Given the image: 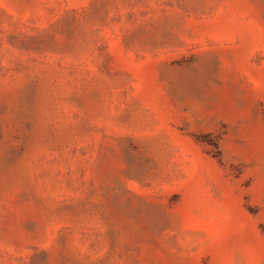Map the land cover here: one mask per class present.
Segmentation results:
<instances>
[{"label":"rangeland","instance_id":"obj_1","mask_svg":"<svg viewBox=\"0 0 264 264\" xmlns=\"http://www.w3.org/2000/svg\"><path fill=\"white\" fill-rule=\"evenodd\" d=\"M0 264H264V0H0Z\"/></svg>","mask_w":264,"mask_h":264}]
</instances>
